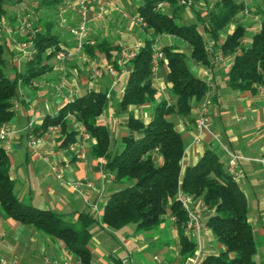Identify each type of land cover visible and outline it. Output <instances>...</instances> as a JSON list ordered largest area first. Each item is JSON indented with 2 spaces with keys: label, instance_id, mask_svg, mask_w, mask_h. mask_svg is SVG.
<instances>
[{
  "label": "crops",
  "instance_id": "obj_1",
  "mask_svg": "<svg viewBox=\"0 0 264 264\" xmlns=\"http://www.w3.org/2000/svg\"><path fill=\"white\" fill-rule=\"evenodd\" d=\"M79 1L62 0L56 7L48 10L42 5L52 0H21L8 8V16L0 23V37L10 52L7 54V59L11 63L9 69L14 67L17 72L22 73L27 61L24 53L33 52L31 39L25 32L18 30L20 17H31L34 22H37L35 24L38 25V30H42V23L45 20L49 21L53 18L60 50H72L75 42L70 35V29L76 27L79 21ZM216 1L200 2L195 8L203 17ZM237 2H242L244 8H248L250 15L245 17L239 13L222 33L221 41L237 25H242L246 31L242 45L248 46L252 35L260 30V21L264 19V0H238ZM141 3L142 0L91 1L87 6L86 15L87 42H92L93 45L85 44L81 51L63 64L57 61L54 55L46 62L48 68L44 74L27 84L26 90L24 86L19 87L13 108L15 117L12 123L5 126L6 136L0 142V146L4 147L7 153L10 178L14 182V195L24 204L39 210L56 212L75 223L80 213L99 219L108 196L122 188L115 183L113 176L105 171L106 160L90 155V147L95 141L81 140V124L73 117L68 119L67 132L77 133L74 142L77 143L76 153L83 154L81 159L77 158L75 152L70 151L69 147L62 145L64 135L60 128L37 133L38 143L33 148L28 145L26 130L29 125L36 130L46 116L56 115L63 106L79 97L91 92L104 93L108 104L99 117L98 124L107 127L110 132L112 140L110 151L113 152L116 147H119L120 139L126 136L125 123L128 115L119 112L117 103L123 95L129 73V69L120 63L121 52L138 51L143 45V40L149 38L145 28L133 23L130 19L138 16L137 9ZM61 9L65 10L66 22L63 24H59L58 20ZM160 10L165 8L161 7ZM184 14L189 22L195 18L190 10H186ZM185 18H182V15L180 17L181 20ZM103 41L109 43V48H118V51H110V55L117 60L120 70L115 69L114 76L105 74L100 79H93L91 74L94 69L112 65L104 54L96 49V45ZM153 44H157L160 48L174 47L177 51L190 50L186 42L170 35L156 37ZM89 48H92L93 52H90ZM209 57L210 67L196 62L192 66L196 77L204 80L209 87L207 95L200 103L193 105L188 117H171L184 146L181 169L184 172L186 168L194 166L209 149L215 152L218 158L221 157L225 170L231 157H238L237 169L241 172L242 178L237 185L246 199L249 222L254 235L256 239H263L264 242V165L259 162L264 160V88L258 87L254 92H239L231 89L226 81L232 57H223L221 61L216 60L215 54L214 57L212 54ZM166 75L167 66L163 60L157 71L152 74L156 103L165 101L171 104L173 102L168 93L169 85ZM199 105H205L207 108V125L211 134L203 133L200 135L199 142L195 143L194 139L198 135L195 119ZM129 111L135 118L147 122L151 116L152 105L144 104L130 108ZM153 159L158 165L162 162L158 155H154ZM54 165L62 168V180L55 178L51 169ZM86 182L92 183V188H86L84 185ZM75 183H81L79 190L73 189ZM193 202L195 205L202 204L200 200ZM210 215L211 211L204 207L202 231L199 236L202 258L216 255L221 249L220 244L206 227V220ZM167 218L157 231L144 234L136 233L134 227L112 231L100 225L92 226L89 231L91 238L107 232L116 237L118 244L107 250L99 249L97 246L90 247L91 264H115L127 256L131 264H134V254L140 255L143 260L149 262L150 258L146 251L155 245L161 247L162 257L161 259L153 256V260L158 259L156 264H168L170 261L178 264H198L202 258L199 257L198 261H195V255L182 263L179 256L178 231L170 218ZM0 221L3 225L9 226L7 219L1 214ZM25 227L28 228V226ZM26 233L29 234V238L17 240V247L13 241L16 238L6 231H1L0 257L8 260L19 257L21 264H41L45 256L49 259H60L66 254L56 241L40 240L39 243L37 235L30 229H27ZM191 239L197 245V238L192 236ZM116 253H119V258ZM254 260L257 264H264V244Z\"/></svg>",
  "mask_w": 264,
  "mask_h": 264
},
{
  "label": "trees",
  "instance_id": "obj_2",
  "mask_svg": "<svg viewBox=\"0 0 264 264\" xmlns=\"http://www.w3.org/2000/svg\"><path fill=\"white\" fill-rule=\"evenodd\" d=\"M190 1V10L195 21L180 24V9ZM207 0H142L137 13L143 18L149 38L135 57L123 66L129 69L123 95L117 103L121 113H127L126 136L120 139L119 147L111 152L112 140L107 127L99 125L98 119L107 108L104 93H88L63 106L56 115L46 116L36 133L46 132L50 127H59L64 135L62 145L68 147L75 141L76 132H67L68 119L73 117L84 126L90 139V155L104 158L105 171L111 174L116 184L122 186L108 196L99 219L86 213L77 215L75 223H65L63 215L48 210H39L24 204L14 195V182L10 178V164L4 147L0 146V207L6 219L22 226L32 227L51 241H59L65 252L82 264H91L90 228L100 225L112 231H121L132 225L138 234L154 232L167 217L175 219L178 231L182 263L196 254V243L185 234L186 214L176 200L178 189L193 200H200L211 211L206 220L221 249L216 255L202 258L198 264H257L254 257L259 254L258 241L249 222L248 205L243 192L234 183L212 150L204 152L199 161L182 172L184 146L181 135L176 132L171 117L184 118L191 113L207 95L209 87L204 80L194 76L186 66V60L210 67V55L219 49L223 57H232L227 76L228 86L239 92H254L264 88V19L260 30L253 34L248 46L242 45L246 31L242 25L221 35L244 9L236 0H217L205 16L195 6ZM21 0H0V23L8 16V7ZM62 0H52L42 5L53 9ZM162 4L165 10L158 9ZM37 10H39L37 8ZM52 13V12H51ZM51 20V21H50ZM42 23V30L33 21L31 39L33 52L22 73L12 67L6 73L7 45L0 37V128L13 122L14 103L20 86H26L45 73L46 62L60 50L53 18ZM37 21V20H36ZM174 36L186 42L189 51H177L164 46L161 51L167 66L166 81L171 104L155 102L156 90L152 84L151 55L154 40L158 36ZM212 44V52L205 47ZM107 41L96 45L112 66L119 71L117 60L111 58ZM88 47V46H87ZM108 47V48H107ZM93 52L92 48H89ZM163 62V61H162ZM160 62V64L162 63ZM13 74V75H12ZM13 76V78H11ZM152 105L149 120L135 118L130 108ZM154 155L162 162L156 164ZM115 264H120V261Z\"/></svg>",
  "mask_w": 264,
  "mask_h": 264
},
{
  "label": "built area",
  "instance_id": "obj_3",
  "mask_svg": "<svg viewBox=\"0 0 264 264\" xmlns=\"http://www.w3.org/2000/svg\"><path fill=\"white\" fill-rule=\"evenodd\" d=\"M93 1V0H80L79 1V8H80V16H79V21L76 27H73L70 29V35L74 39L75 45L72 50H58L55 53V58L57 61L61 62L62 64L69 58L73 57L77 52L81 51L83 49V46L85 44L93 45L92 42H87V34H88V20H87V6L88 4ZM182 5H185V7L189 8L191 5L190 1H181ZM163 5L159 4L158 9H160ZM65 10L61 9L58 13V20L59 24H63L66 22L65 17H64ZM241 15L245 17H249L250 12L248 8H244L241 12ZM131 21L135 24L140 25L143 28H146V24L143 20L142 17L135 16L130 18ZM18 30L19 32H25L27 35L33 36L34 30H33V20L29 16H24L19 18V24H18ZM206 49L208 52H211L212 50V44H208L206 46ZM137 51L136 50H129V51H123L121 52V58H120V63L123 64L124 62L132 60ZM32 53H24V57L27 60H30ZM216 60L221 61L223 56L222 52L220 50H217L215 53ZM164 60V55L161 51V48L157 44H153L152 46V55H151V73L154 74L159 65L160 62ZM105 74L114 76L116 74V70L112 65H107L106 67L103 68H97L92 71V78L93 79H100L102 78ZM207 108L205 105H199L196 110V119H195V127L198 132V135L194 139L195 143L199 142L200 135L203 133L205 134H211L208 125H207ZM59 127H50L48 130H54L58 129ZM80 137L81 140H89L90 137L87 134L84 126H80ZM6 136V128L1 127L0 128V142L4 140ZM26 138L28 141V145L30 147H35L38 143V134L35 132V130L31 127V125L28 126L26 130ZM76 145L77 143H72L70 144L69 150L72 152H75V155L77 158L81 159L83 158L82 153H76ZM8 150V148H6ZM239 158L236 156H232L231 160L228 164V167L226 169L228 175L230 176V179L238 184L242 178L241 172L237 169V160ZM258 161V160H256ZM261 164L264 165V160L259 161ZM52 172L55 175V178L57 180H62V168L59 166H52ZM86 188H92L93 184L86 182L84 184ZM81 187V183H75L73 184V189L74 190H79ZM176 200L180 204L182 210L186 214V222L184 224V231L185 234L188 235L189 237L194 236L197 238V250L195 254V261H198L200 257V244H199V236L202 231V212L204 209V206L202 204L195 205L194 200L182 193L179 189L176 193ZM170 221L174 223L175 225V219L173 217L170 218ZM1 237H0V242H1ZM156 260V259H155ZM0 264H21V260L19 257H13L12 259L8 260L4 257H0ZM41 264H82L79 259L74 258L70 253L64 254V257L60 259H49L47 256H45L42 260ZM120 264H131V260L129 256L125 257L124 259L120 260Z\"/></svg>",
  "mask_w": 264,
  "mask_h": 264
},
{
  "label": "rangeland",
  "instance_id": "obj_4",
  "mask_svg": "<svg viewBox=\"0 0 264 264\" xmlns=\"http://www.w3.org/2000/svg\"><path fill=\"white\" fill-rule=\"evenodd\" d=\"M124 1V0H122ZM238 1V0H236ZM163 8H166L164 6H162ZM10 8V7H8ZM186 10H190V8H187V7H184L182 9H180L179 11V15L181 16L182 15V18H185V11ZM191 11V10H190ZM192 12V11H191ZM193 13V12H192ZM181 20V19H180ZM195 21V18L194 20H191L190 22L187 21V19H183L180 21V24H190L191 22ZM186 66L187 68L192 72V74L194 76H196V74L193 72V68L192 66H194V61L192 59H187L186 60ZM6 73H11L10 70H9V64L6 65ZM11 78H13V76H11ZM26 86H24V90H26L25 88ZM19 91V90H18ZM220 161L223 162V160L221 159V157H219ZM0 214L3 215V212L1 210V207H0ZM96 216H98L96 214ZM101 216V214L99 215ZM64 219V222L65 223H72L71 219L70 218H63ZM168 221V220H167ZM7 222H8V225L9 226H6V225H3V223L0 221V224H1V229H0V232L1 231H6L9 235L13 236L14 238H16L14 241V244L17 242V240H26V238H29V234L26 233V230L27 229H30L32 231V233H35L38 237V242L40 243V240H43V241H47V240H50L49 238H47L46 236L38 233V232H35V230H33L32 228L30 227H25V226H21L19 223L17 222H14L13 220H8L7 219ZM168 224V223H167ZM127 227H129L128 229H133V226L132 225H128ZM144 234V233H143ZM22 238V239H21ZM116 237H114L113 235L111 234H108L107 232H103V233H100L94 237L91 238L90 240V247L94 248L95 246H97V248L99 249H105L107 250V248H114L116 247V245L118 244L116 242ZM258 241V249L259 250H262L263 248V239H257ZM56 243L60 246H62V244L59 242V241H56ZM214 245H216V242H214ZM16 246L18 247V244L16 243ZM160 249L161 247L158 246V245H155V246H152L150 247L147 251H146V254L148 255V258H150V261L149 262H146L145 260L142 259V257L140 255H137V254H134L133 255V259H134V264H156V262L158 263V259L157 258H161V253H160ZM107 252V251H106ZM116 256H118L117 258H119V253H116ZM153 256H156L157 260H153ZM203 257V253L201 254L200 258ZM32 264H40V263H32ZM168 264H178V263H175L173 261H170Z\"/></svg>",
  "mask_w": 264,
  "mask_h": 264
}]
</instances>
